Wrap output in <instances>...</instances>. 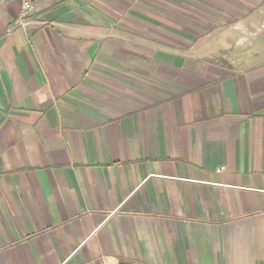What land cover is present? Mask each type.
I'll return each instance as SVG.
<instances>
[{
	"label": "crops",
	"instance_id": "crops-1",
	"mask_svg": "<svg viewBox=\"0 0 264 264\" xmlns=\"http://www.w3.org/2000/svg\"><path fill=\"white\" fill-rule=\"evenodd\" d=\"M0 264H264V0L1 5Z\"/></svg>",
	"mask_w": 264,
	"mask_h": 264
},
{
	"label": "built area",
	"instance_id": "built-area-1",
	"mask_svg": "<svg viewBox=\"0 0 264 264\" xmlns=\"http://www.w3.org/2000/svg\"><path fill=\"white\" fill-rule=\"evenodd\" d=\"M16 0H0V7L1 5H4L8 2H13ZM20 2V7L22 10V14L23 15H28L31 13V11L33 10V0H18ZM224 168H220L218 171L221 172L223 171Z\"/></svg>",
	"mask_w": 264,
	"mask_h": 264
}]
</instances>
